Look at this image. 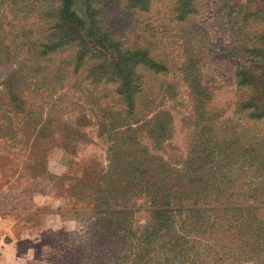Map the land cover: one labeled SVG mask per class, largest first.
Returning <instances> with one entry per match:
<instances>
[{
	"label": "rangeland",
	"instance_id": "obj_1",
	"mask_svg": "<svg viewBox=\"0 0 264 264\" xmlns=\"http://www.w3.org/2000/svg\"><path fill=\"white\" fill-rule=\"evenodd\" d=\"M73 3L102 45L39 57L61 0H0V213L19 215L20 264H89L99 199L139 225L177 181H208L209 207L264 199V0Z\"/></svg>",
	"mask_w": 264,
	"mask_h": 264
},
{
	"label": "trees",
	"instance_id": "obj_2",
	"mask_svg": "<svg viewBox=\"0 0 264 264\" xmlns=\"http://www.w3.org/2000/svg\"><path fill=\"white\" fill-rule=\"evenodd\" d=\"M131 1L142 6L148 3ZM73 7V0H61L60 21L54 24L59 32L42 45L39 57L77 40L102 45L94 24L78 16ZM17 75L18 71L11 72L3 85L8 105L19 108L23 101L11 87ZM122 81L118 91L129 98L130 111L134 89L126 72ZM207 183L177 181L166 194L155 192L149 199V216L141 225L134 221L137 211L113 204L111 198L99 199L92 212L96 217L90 227L89 264H264V199L240 206L209 207L198 196L212 187Z\"/></svg>",
	"mask_w": 264,
	"mask_h": 264
},
{
	"label": "crops",
	"instance_id": "obj_3",
	"mask_svg": "<svg viewBox=\"0 0 264 264\" xmlns=\"http://www.w3.org/2000/svg\"><path fill=\"white\" fill-rule=\"evenodd\" d=\"M19 215L0 213V264H20L16 254Z\"/></svg>",
	"mask_w": 264,
	"mask_h": 264
}]
</instances>
